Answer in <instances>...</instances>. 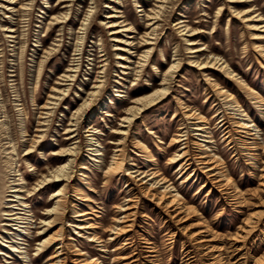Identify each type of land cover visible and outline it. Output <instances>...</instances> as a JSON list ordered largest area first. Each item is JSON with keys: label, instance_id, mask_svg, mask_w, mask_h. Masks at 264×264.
<instances>
[{"label": "rangeland", "instance_id": "374dc122", "mask_svg": "<svg viewBox=\"0 0 264 264\" xmlns=\"http://www.w3.org/2000/svg\"><path fill=\"white\" fill-rule=\"evenodd\" d=\"M0 1H2L0 2V44L2 45L1 48L4 49L3 52H0L3 55L0 57V59L3 58V62H0V119H4L2 121H5L9 129H7V132L6 127H4L3 131H0V178L4 177L7 180L8 176L10 177L4 164L6 157L3 152V143L7 140H11V144L17 147L16 153L18 152V154L14 157L17 159V167L22 172L21 176L24 177V183H27L29 187H32L42 171L56 165L58 163L57 155H52L51 151L53 148L59 147L60 143H64L65 127L73 111L78 108L83 96L86 97L88 89L96 79L105 80L101 94L95 96L84 114L80 112L77 117L79 121V127L76 130L78 132V155L73 164L75 170L71 173L70 185L65 196L68 206L63 221V234L60 236L64 245L65 264H79L74 262L77 246L85 247L90 255L99 258V262L93 264H120V262L114 261L115 256L118 257L117 255L123 252L133 253L134 251L139 254L140 264H153V262L148 261L153 257L147 256L151 254L146 250L149 243H145V240L148 238H150V241H155L159 247V258L155 264H185L182 247L183 239L187 242L186 245H193V242L186 236L184 224L177 222V218L172 216L173 212L171 210V212L166 211L157 205L155 200H151L149 196L141 192V185L138 184L133 178L132 172H130L132 171L130 164L133 161L142 168L159 167L160 171H163L168 178L173 180L175 185L180 186L184 196L189 198L190 202L194 203L212 221L214 227L226 235L223 236L226 243L229 240H225V238L237 230L249 213L255 214V211L262 208L260 201L264 196V190L262 189L264 186L259 183L264 182V176L262 175L264 173V108L259 107L251 95L238 87L237 82L229 78L226 73L217 69H215L217 72L215 70L213 72L211 69L210 71H203L197 65L188 63L190 56H196L203 60L206 59L210 51L216 52L224 58L226 57L231 67L247 79L258 95L261 94L264 97V57L254 48L253 41L255 39L252 38L249 28L241 18L234 17V20L228 22L231 15L229 8L224 7L222 15L216 19V9L224 0H178L175 6L173 4L169 5L162 16V20L159 21L158 36L154 41L155 43L151 44L154 46L151 57L152 62L146 64L144 70L136 74L131 71V68L118 66L117 53L115 52L128 54L127 52L130 50L124 51L114 48V43L123 45V42L112 40L111 29L107 27L108 24H105V21L112 19L106 17L108 12L116 9L115 7L105 6L108 4H106V0H97L95 3H91V0H70V20L52 24L50 30L46 26L52 13H58L62 9L61 5L57 4L59 0H34L32 8L29 10L31 11L30 15H20L22 12H12L5 5H1L6 2L5 0ZM143 3H145L147 9L152 5L153 0H140V2L121 0L120 2L121 7H119V10L123 13L119 12V14L124 15L121 18H129V21H132L135 25L136 31L131 34L140 35L145 31V13L140 11V6H138ZM243 3L253 4L255 9L262 12L264 16V0H246L241 2V4ZM92 4L95 5L97 10L95 15L91 17L94 23L85 36L83 53L78 60L80 67L76 79L71 81L68 96L53 109L50 128L41 147L35 148L30 154H26L28 138L35 132L38 119L43 116L39 106L46 100L48 92L55 84L59 73L64 71L68 65L74 63L78 30L88 7ZM7 12H10L11 17H7ZM182 15L188 17L190 26H197L198 29L203 28L205 31L193 35L182 34V31L176 28L175 25L177 19ZM202 19L206 20L205 23L199 22ZM11 20L20 30L28 28L26 29V32L29 33L28 45L24 52L22 66L17 60V51L12 50L13 44L4 32L3 24L10 23ZM60 31L62 32V38L58 42L55 41V38H60L58 36ZM119 34V37L122 38H126L128 35L125 31ZM25 37L27 36L20 35L23 40ZM40 37H42V44L37 45L36 40ZM186 37L197 38L198 43L188 44V41L185 40ZM258 40L264 43V37ZM246 41L247 46L245 47ZM52 42L59 43L58 50L52 53V57L45 65L39 85L35 88L37 63L38 58L42 55V47L43 45L47 47ZM188 45H203L205 48L197 52H189ZM176 49H178L177 52L183 59L181 65L174 71V76L169 83L171 93L162 102L148 108L142 116L137 118L126 143L127 156L124 172L105 183L100 161L93 160L92 156L94 154L91 153H94V151L91 148L99 147L100 151L103 152L102 155L106 159L105 161L107 162L110 159L114 153L115 144H113V140L115 141L119 137V134L115 133L113 129H117L119 123L122 122L120 119L124 114V109L129 104V100L158 85L162 78V72L168 68ZM104 52H106L104 57H107V61L106 70L103 73L105 76L102 77L101 72H98L99 62L97 60L104 58L98 56ZM135 53L136 51L134 55ZM14 57L15 59L12 60ZM21 69L24 71L23 80L19 76ZM13 70H16L15 73H18V75L11 76ZM125 70L128 72L125 73ZM206 72L214 77L218 76V80L230 90L234 92L238 90L241 104L260 124V138H258L260 145L256 150H253L257 153L256 159L252 157L249 159V156H246L243 153L245 151L241 149L238 155H234L233 148H230L224 139L221 124L215 127L225 117V120L232 124L234 128L233 116L223 100L216 96L209 80L206 79ZM187 104L195 106L202 113L207 114V117H211L218 109L219 114L208 123L209 127L214 129V141L208 142L209 149H215L227 161L229 171L239 182L240 188L243 189L241 198L237 197L240 199L237 200L232 195L222 193L219 187L214 186L212 183L197 191L204 182L206 175H200L197 172L187 182L182 183L181 177L187 176V173L192 171L194 166L191 165L184 174H180L176 169L179 167V162L171 165L167 163L169 156L177 147L170 146L169 142L180 125L181 113H183ZM176 109L180 115L174 114ZM90 124L98 130L97 134L94 135L99 138L101 143L98 146L95 143L96 141L91 139L92 136L88 135L87 129ZM151 128L154 129L155 133L150 132ZM23 129H27L28 134H25ZM191 132L193 135L189 138V152L194 163V153L199 152L195 141L201 139L202 136L197 134L198 131L196 130ZM8 134L9 138H3ZM240 134V131L233 130V137L238 143V148H241L238 139ZM134 136L149 146L156 160H147L146 151L134 146ZM251 139L253 138H249L250 141ZM81 165L85 166L82 167V172H85L86 176L79 175ZM127 179H129V182ZM128 183L132 188L128 186ZM58 185V183H52L49 187L34 191V193L31 191L29 195L27 192L23 194V199L27 202L26 208H30L32 214V218H25V221L28 222H21L23 225H27V229L24 228L23 231L15 228L18 227L19 219H8L10 216L3 214V211L0 210V251L3 250L7 253H5L6 255L0 254V264L11 262L15 264H44L47 259H50L54 248L50 246L47 250L36 254L37 241L43 239L49 233H53L59 225L55 224L47 228L45 225L43 226L44 222H40V216H47L43 215V212L48 205L53 203L52 193ZM74 185L80 186L82 191L87 192L92 200L85 201L78 197L80 194L75 195ZM133 192L138 194V213L133 219V229L126 235L130 236L129 239L132 243H128L126 245L128 248H125V250H115V247L120 244L119 242L125 238L109 241L110 231H105V229L114 223L113 219L118 218L119 211L113 207L114 204L122 201V199H126L124 201L127 203L128 198L132 194L134 196ZM9 197L11 196L6 195L5 199ZM239 200L244 201L238 203ZM14 202L3 200L1 207L13 205ZM16 202L19 203V201ZM74 203L77 209H84L88 213L84 216H76L75 212L72 211V204ZM13 207L19 206L13 205ZM18 209L13 208V211H19ZM23 216L26 217V215ZM81 218H86L85 221L88 219L92 224H98V226L89 229L75 227L73 223L82 222ZM31 220L32 222H30ZM5 221L12 223L6 226L8 230H4L5 226L1 224ZM38 226H41L42 230L45 229L42 234H38L40 230ZM93 230L101 235L103 241L88 240L87 234L93 232ZM17 233L21 234L22 239L16 240L15 237H11L13 235L18 236ZM20 240L22 243L17 245H19L22 254L9 250L5 246L7 242L16 244L13 241ZM105 243L106 246H102ZM248 247L250 256H259L264 253V222L249 238ZM101 248L105 250H101ZM200 264L202 263L200 262Z\"/></svg>", "mask_w": 264, "mask_h": 264}, {"label": "bare ground", "instance_id": "6f19581e", "mask_svg": "<svg viewBox=\"0 0 264 264\" xmlns=\"http://www.w3.org/2000/svg\"><path fill=\"white\" fill-rule=\"evenodd\" d=\"M5 1L7 3L3 2L4 4H1L2 6L5 5L7 9H11L12 12L15 13L22 12L20 15H30L31 11L29 10L32 8L34 2V0ZM96 1L97 0H91V3H95ZM244 1L246 0H224L216 9V19L222 15V10L224 7L229 8L231 11V15L229 16L228 22L230 20H234L235 18H241L249 28L250 33L252 34V38L255 39H253L254 48L264 57V43L258 40L264 37V16L262 15V12H259L255 9V6H253V4H241V2ZM69 2L70 0H59L57 4L61 5L62 9L58 13H52V16L50 17L51 19L46 26L48 30L51 29L52 24H58L66 20L68 22L70 20ZM105 2L106 4L108 3L105 6L116 8L113 9V11H109L106 16L112 19L105 21V24H108L107 27H110L111 29L112 40L123 42V45L114 43V48L124 51L130 50L129 52H127L128 54L119 51L115 52L117 53V61L119 63L118 66L131 68V71H134L136 74L137 72L144 70V66L146 64L152 62L151 57L154 51V46L152 45L153 43H155L154 41L158 36L157 30L159 28V21L162 20V16L164 15L167 7L171 4L175 6L178 3V0H153L152 5L147 9L145 7V3L138 5L140 6L139 10L144 11L146 19L144 24L145 31L140 35L131 34L133 31H136V29L133 22L129 21V18H121L124 16L123 14H119V12H122L121 10H119V7H121V0H106ZM136 2H140V0H136ZM96 10L97 9L95 8L94 4L88 7L78 30L79 33L77 35L76 47L74 52L75 57L73 58L74 63H71L65 68L64 71L59 73L56 78L55 84L52 85L50 91L48 92L46 100L39 106V108L42 110L41 112L43 116H41V119H38L35 132L31 135L30 138H28V146L26 149L27 151L25 152L26 154H30L34 151L35 148L41 147L50 128V120L54 112L53 109L58 104H60V102L65 99L66 96H68V93L71 89V81L76 79L77 73L79 71L80 62H78V60L83 53L86 33L90 26L94 23L91 17L92 15H95ZM9 13L10 12H7V17H11ZM114 17L120 18L114 19ZM27 18L29 19V17ZM204 21L206 20L202 19L199 22L205 23ZM9 22L10 23L3 24L4 32L6 34L5 36L10 38L8 40L13 44L12 50L14 52L17 51V60L22 66L24 52L26 51L28 45L27 40L29 33L26 32V29L28 28L20 30L19 27L16 26V24L12 23V20ZM175 25L176 28H179V30L182 31V34L193 35L205 31L203 28L198 29L197 26H190V20L186 15L180 16L175 22ZM148 28L150 29L147 30ZM124 31L128 33L127 37H119V33H122ZM20 35L27 37H25V39L23 40L20 38ZM58 36H60V38H55V41L57 40L58 42H60L62 38L61 31L60 33H58ZM185 40L188 41V44L198 43L197 38L194 37H186ZM36 41L37 45H41L42 37H40ZM58 42H52L47 47L43 45L42 55L40 56V58H38L37 63L38 68L36 70L35 88H37V86L39 85L41 75L45 70V65L52 57V53H55L58 50ZM246 46L247 41L245 47ZM1 47L2 45L0 44V52H3L4 49ZM187 48L189 49V52H197L204 49L205 46L188 45ZM177 50L178 49L175 50L174 57L168 68L162 72V78L159 81L158 85L129 100V104L124 109V114L120 119L122 122L119 123L117 129H113L115 133L119 134V137L115 141L113 140V144H115L113 148L114 153L110 157V159L107 160V162L105 161L106 159L102 155L103 152L100 151L99 147L91 148L94 151V153H91L92 155L94 154V156H92L93 160L100 161V167H102L103 170L105 183H108L118 174L124 172V167L126 165L125 159L127 156L126 143L129 134L131 133L130 130L135 124L137 118L142 116L143 112L148 108L155 106L159 102H162L171 93V86L169 83L174 76V71L178 69L183 59L181 55H179ZM135 51L136 53L134 55ZM105 55L106 52L101 53L98 56L104 57ZM1 56L3 55L0 54V57ZM14 59L15 57L12 58V60ZM97 61L99 62L98 72H101V76L104 77L105 74L103 73L106 70L105 65L107 57L101 58ZM0 62H3V58L0 59ZM188 63L197 65L200 69H203V71H210L211 69L213 72H215V69H217L226 73L229 78L237 82L238 87H241L243 90L247 91L249 95H251V97L259 107L264 108V97L261 94L258 95L256 93L257 91H255V89L247 81V79L244 78L243 75H240V73L237 72L235 68L231 67L226 57L224 58L220 54L210 51L206 59L203 60H200V58L196 56H190ZM15 71L16 70H13L11 76L18 75V73H15ZM124 72L126 73L128 71L125 70ZM205 74L207 77L206 79L209 80L216 96L220 97L221 100H223V102L227 105V108L230 109V112L233 116L232 123L234 125V128L232 127V124L228 123V121L225 120V117H223L215 127H218L219 124H221V127H223L224 139L227 141L230 148H233L234 155H238L239 150L241 149L242 151H245L243 153H245L246 156H249V159L251 157L256 159L257 153H255V151L253 150H256L260 145V141L258 140V138H260V124L252 117L250 113L246 111V109L241 104L238 90H236L237 92L230 90L228 87H226V85L222 84L218 80V76L214 77L209 72H206ZM19 76L21 77V80H23V69L20 70ZM104 81V79H96L88 89L86 97L83 96L82 102L80 103L78 108L73 111L72 116L69 118V122L65 127L64 132L66 133V135L64 137V141L62 140L64 143H60L59 147L53 148V150L51 151L52 155H57L58 163L42 171L32 187H29L27 183H24V177L21 176L22 172L20 171L19 167H17V159L16 157H14L16 154H18V152L16 153L17 147L14 144H11V140H7L3 143V152L5 153L4 156L6 157L4 160V164L6 165V169H8L7 172L10 177L8 176L7 180H5L4 177L0 178V210L3 211V214H8L10 216L8 217V219H19V223L17 222L18 227H15L16 229H19L21 231H23L24 228L27 229V225H23L21 222H28L25 221V218H32V214L30 213L31 209L26 208L27 202L23 199V194H26L27 192L29 195L31 191L34 193V191L36 192L37 190H41L42 188L49 187L52 183L59 184L57 189L52 193L51 198H53V203L51 205H48L43 212V215L47 216H40V222H44L43 226L45 225L47 228L52 227L55 224H59L53 233H49L46 237L37 241L36 254L43 250H47L50 246L54 248L52 250V256L50 257V259H47L44 264H65L66 262L65 255H63L64 245L63 241L60 239L62 237L60 236L63 234V221L65 219L66 208L68 206L65 196L70 185V179L72 176L71 173L75 170L73 164L76 161L78 155V132H76V130L79 127V121L77 117L80 112L84 114V111L91 105L95 96L101 94L104 87ZM16 91L18 90L16 89ZM217 110L218 109H216V112L213 113L211 117H207V114L202 113L201 110H198V108H196L195 106H191L190 104L185 105V110L183 111V113H181L182 116L180 118L181 122H179L180 125L177 131L174 133L173 138L169 142L170 146L177 147L169 156L167 163L171 165L173 163L179 162V167L176 169H178L177 171H179L180 174H184L191 167V165L194 166L193 170L187 173V176L181 177L182 183L187 182L191 178V176L195 175L197 172L200 175H206L204 182H202L200 188L197 191H200L209 183H212L214 186L216 185L217 187H219V190L222 191V193L225 192L227 193V195H232L233 198H236L238 200L241 198L243 189L240 188L239 182L236 181L233 174L229 171L228 165L226 163L227 161L220 154H218L215 149H209L210 145L208 144V142L214 141V129H211L208 123H210L212 118L219 114V111ZM174 114L180 115L179 113H177V109L176 113ZM2 120L4 119H0V122ZM190 125H192V127H190ZM4 127H6V130L8 129L5 121H2V123L0 124L1 132L3 131ZM234 129L240 131L241 133L238 136L241 148H238V143L233 137ZM87 130L88 135L92 136L91 139L96 141V145H100L101 143L99 142V138L94 136L98 132L96 127L90 124V127ZM192 130L198 131L197 134L202 136L201 139L195 141L199 149V152L194 153L196 163H193V161L191 160L192 158L189 152V138L191 135H193V133L191 132ZM23 131L25 132V134H28L27 129H23ZM150 132L155 133L153 128L150 129ZM8 136L9 134L7 136L5 135L3 138H9ZM136 136H134V146L146 151L145 155L147 157V160H156V157L150 151L149 146L146 145V143L142 142ZM249 138L253 139H251L250 141ZM253 163L256 164L254 161ZM137 165L138 164L133 161V163L130 164V168H132V171L130 172H132L131 174L133 178H135V180L138 182V184L141 185V192H143L144 195L149 196L151 200H155V203L164 208L166 211H172V216L177 218V222H179L180 224H184L186 236H188L193 242V245H186L187 242L183 239L182 247L184 252V262L186 261L185 264H200V262L202 264L264 263V253L259 256H250L248 247L249 238L264 222V196L260 201V206L262 208L259 211H255V214L249 213V215L243 219L242 224L238 226L237 230L230 233V235L225 238V240H229L228 243H226L223 237L226 235L224 233H221L220 230L214 227L212 221L208 219L194 203L190 202L189 198H186L184 196V194L180 190V186L175 185L173 180L168 178L163 171H160L159 167L155 166L150 168H142ZM82 167L85 166H80L79 170L81 171L79 172V175L86 176L85 172H82ZM262 175L264 176V173ZM127 181L129 182V179H127ZM87 183L89 182L87 181ZM259 184L264 186L263 181ZM128 186H130V183H128ZM262 189L264 190V188ZM74 191L76 193L75 195L80 194L78 196L79 198H82L85 201L92 200L87 192L84 193L82 191V188L80 186L74 185ZM133 193L134 196H132V194L128 198L127 203L124 201L126 199H122V201L114 204L113 207H115L116 210L119 211L118 218L113 219L114 223L105 229V231H110V236L108 237L109 241L125 238L123 241L121 240L119 242L120 244L115 247V250H125V248H128L126 245L131 242V240L129 239L130 236L126 235H128L131 229H133V219L138 213V194H136V192ZM6 195H10L11 197L5 199ZM3 200L15 201L13 205L19 207H13V205L11 204L5 205L6 207H1V204H3ZM244 200H239L238 203H242V201ZM16 201H19V203ZM72 206V211L73 213L75 212L76 216H84L88 213V211L84 209H77L75 203L72 204ZM13 208H19V211H13ZM120 214L122 215L120 216ZM23 215H26V217H24ZM86 218H81V220H83L82 222L77 221L73 224L75 225V227H79L82 229H89L90 227L94 228L98 226V224H92V222H90L88 219L87 221H85ZM195 218L196 220H194ZM30 222H32V220ZM120 222L127 223L121 224ZM1 224L5 226L4 230H8V227L6 226L12 223L9 221H5ZM38 227L40 229L38 231V234H42L45 229L42 230L40 228L41 226ZM16 235L18 236L13 235L11 237H15L16 240L22 239V237H20V233H17ZM87 236L88 240L91 241H103V239H101V235H98V232H96V230H93V232H89ZM149 239L150 238L145 240V243H149L146 246V250L151 253L147 256H152L153 258L148 259V261L155 264L156 260H158L159 258V247L155 241H150ZM56 241L58 242L56 243ZM13 242H15L16 244L7 242L5 246H7L9 250H13L22 254L19 245H17L18 243H22L21 240ZM102 246H106V243ZM101 250L105 249L101 248ZM5 253L6 252H4L3 250L0 251V254ZM75 254L76 256L74 262H77L79 264H93L97 263L99 259L95 255H90L89 251L86 250L85 247L81 248L77 246V248H75ZM117 256L118 257H114V261L120 262V264L141 263L139 254L136 253V251H134L133 253L123 252L122 254ZM9 264L15 263L11 262Z\"/></svg>", "mask_w": 264, "mask_h": 264}]
</instances>
